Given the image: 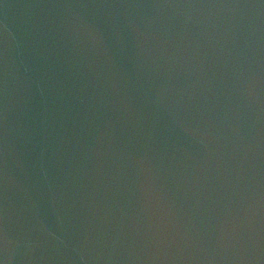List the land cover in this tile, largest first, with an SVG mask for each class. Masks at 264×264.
Returning a JSON list of instances; mask_svg holds the SVG:
<instances>
[{"label": "water", "instance_id": "1", "mask_svg": "<svg viewBox=\"0 0 264 264\" xmlns=\"http://www.w3.org/2000/svg\"><path fill=\"white\" fill-rule=\"evenodd\" d=\"M0 264H264V0H0Z\"/></svg>", "mask_w": 264, "mask_h": 264}]
</instances>
